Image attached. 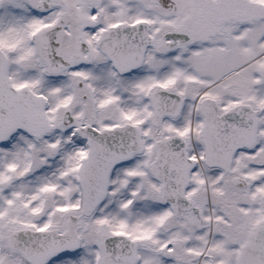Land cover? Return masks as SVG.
Wrapping results in <instances>:
<instances>
[{
    "label": "snow or ice",
    "instance_id": "snow-or-ice-1",
    "mask_svg": "<svg viewBox=\"0 0 264 264\" xmlns=\"http://www.w3.org/2000/svg\"><path fill=\"white\" fill-rule=\"evenodd\" d=\"M0 264H264V0H0Z\"/></svg>",
    "mask_w": 264,
    "mask_h": 264
}]
</instances>
